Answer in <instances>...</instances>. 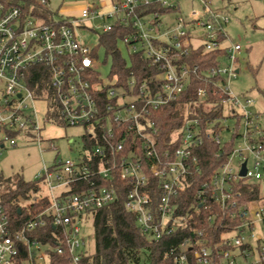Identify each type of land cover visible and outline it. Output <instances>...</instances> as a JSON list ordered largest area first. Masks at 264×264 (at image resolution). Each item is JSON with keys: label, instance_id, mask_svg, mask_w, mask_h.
<instances>
[{"label": "built area", "instance_id": "obj_1", "mask_svg": "<svg viewBox=\"0 0 264 264\" xmlns=\"http://www.w3.org/2000/svg\"><path fill=\"white\" fill-rule=\"evenodd\" d=\"M98 1L79 7L77 16L54 12L48 0L29 11L0 2V158L3 149L29 140L58 150L54 139H43L47 125L83 129L77 155L56 157L38 178V212L17 222L0 196V264H87L83 227L117 203L120 190L151 242L202 224L180 212L189 199V209L197 204V215L206 214L213 232L195 229L169 251L173 264H189L190 255L197 264H264V113L233 89L243 47L230 41V17L211 0H198L200 10L174 22L168 16L179 12L177 0ZM117 27L126 31L118 49H127V68L132 55L142 54L158 70L139 86L133 74L128 89L116 77L104 82L98 43L83 40L85 31ZM201 47L224 50V61L208 69L178 64ZM191 77L205 84L194 90V106L202 104L208 118L188 117L164 142L155 115L182 100ZM208 145L217 146L219 164L204 176L200 158Z\"/></svg>", "mask_w": 264, "mask_h": 264}, {"label": "trees", "instance_id": "obj_2", "mask_svg": "<svg viewBox=\"0 0 264 264\" xmlns=\"http://www.w3.org/2000/svg\"><path fill=\"white\" fill-rule=\"evenodd\" d=\"M0 2L7 5L21 6L25 11H29L33 6L36 9H43L39 0H0ZM223 10L221 9L218 12H223ZM125 34L126 31H121L118 27L113 32L100 34L98 44L95 47V55L98 56L99 49H103L107 57L111 56L113 58V67L109 78L114 80L116 77L119 80L118 86L128 89L132 74L135 76L139 86L149 80L151 76L156 75L158 70L149 67L150 62L142 54L132 55L133 67L127 68V59L123 57L118 49V39ZM225 54L224 50L204 53L201 47L192 49L188 56L179 57L178 64L186 65L190 68L208 69L219 66L224 61L223 57L225 58ZM37 72L38 70H36ZM33 80L38 82L37 74L34 75ZM190 81L192 92L188 88L179 103L165 106L155 115L157 127L159 128V137L164 142L170 140L173 131L179 128L188 117H199L202 120L208 118L202 104L198 107L194 106L196 102L194 90L204 87L205 84L195 77H191ZM204 150L206 151L201 155L200 162L203 167V175L209 176L219 164L215 162V153L218 148L217 146L208 145ZM120 186L122 188L123 184L120 183ZM37 190L36 182L20 181L18 184H12L11 181L7 182L6 193L3 195L2 200L5 209L13 220L17 222L24 221L41 209L43 204L38 203L37 198H31ZM194 194L195 189L191 188L188 195L193 197ZM119 195L117 203L101 209L93 215L95 249L94 252L89 251L90 249L88 250L85 257L87 264L89 262L90 264H173V261L168 257L169 251L172 248H177L185 237L193 235L195 229L203 228L207 232H213L209 229L206 214L201 211L199 216L197 215L198 212H195V208H198L199 205L196 204L195 208L189 209L188 206L191 204L189 199L188 202L183 203L180 212L185 214L190 211L194 217L203 221L202 224L195 222L196 224H192L184 232L180 231L173 237L165 238L159 243L151 242L137 227L135 216L126 211L125 192L120 190ZM188 195H183V199H186ZM21 197L28 201L31 199L34 201H31V204L27 206V210L20 204L19 200ZM50 231H52V227L48 226V233ZM189 264H197L192 255L189 257Z\"/></svg>", "mask_w": 264, "mask_h": 264}, {"label": "rangeland", "instance_id": "obj_3", "mask_svg": "<svg viewBox=\"0 0 264 264\" xmlns=\"http://www.w3.org/2000/svg\"><path fill=\"white\" fill-rule=\"evenodd\" d=\"M108 0H99L96 3L107 2ZM180 5L179 12L168 16V20L175 21L176 17L183 15L191 18L193 9L200 10L198 0H177ZM212 7H221L224 13L230 17V24L227 32L230 41L239 43L243 47L240 55L239 65L241 73L238 78L233 80L234 91L240 96L252 98L255 103L253 110L264 113V0H212ZM93 0H48L49 7L54 12H60L65 15H79L78 8L82 5L92 3ZM77 8L71 10L72 8ZM88 26L96 27L100 24L99 20L88 22ZM84 31V30H83ZM100 34L101 30H97ZM98 34L92 31H85L83 40L87 43L96 45L98 43ZM203 39H201L202 43ZM120 50L125 59H128L127 49L120 45ZM98 61L100 63L99 73L104 82L109 81L113 67V58L106 56L103 49L98 51ZM40 109L44 104H39ZM83 129L81 127H58L47 125L43 130V139H54L55 147L58 150H52L47 141H43L39 147L35 142L29 140L20 144L16 148H5L1 151L0 158V196L6 193L8 181L12 184L24 182H37L39 177L44 176V167H50L54 159H66L75 157L82 146ZM74 140L71 144L70 141ZM72 149V151H71ZM44 193L42 185H40ZM34 196L32 195L31 198ZM31 201L20 198L21 206L27 210V205ZM83 227V234L89 245V251L94 252V226L93 219L90 218Z\"/></svg>", "mask_w": 264, "mask_h": 264}, {"label": "crops", "instance_id": "obj_4", "mask_svg": "<svg viewBox=\"0 0 264 264\" xmlns=\"http://www.w3.org/2000/svg\"><path fill=\"white\" fill-rule=\"evenodd\" d=\"M225 1H226V0H225ZM213 2H214V1L211 0V6H213ZM212 8H213L214 10H216V11H220V10L222 9L220 6H219V7H215V6H214V7H212ZM242 52H243V50H242ZM240 73H241V67H240Z\"/></svg>", "mask_w": 264, "mask_h": 264}, {"label": "water", "instance_id": "obj_5", "mask_svg": "<svg viewBox=\"0 0 264 264\" xmlns=\"http://www.w3.org/2000/svg\"><path fill=\"white\" fill-rule=\"evenodd\" d=\"M245 166H246V164H244V170H243V172H242V175H244V176H245V174H246V172H245ZM19 213H21L20 210H19Z\"/></svg>", "mask_w": 264, "mask_h": 264}]
</instances>
